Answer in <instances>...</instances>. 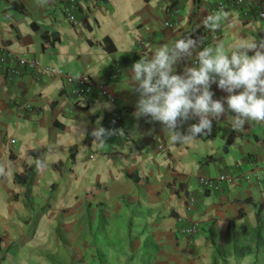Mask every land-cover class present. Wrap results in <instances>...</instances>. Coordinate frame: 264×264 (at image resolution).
Masks as SVG:
<instances>
[{
  "label": "crops",
  "instance_id": "0c3cea01",
  "mask_svg": "<svg viewBox=\"0 0 264 264\" xmlns=\"http://www.w3.org/2000/svg\"><path fill=\"white\" fill-rule=\"evenodd\" d=\"M209 5L210 0H82L72 25L60 0H0V45L19 58L102 84L126 133L97 147L91 133L106 129L113 109L97 91L73 100L57 77L26 71L14 76L13 62L0 66V164L12 165L11 174L0 176V264H264V186L242 182L210 194L198 186L199 177L223 168L246 172L264 166V124L249 121L234 132L222 116L213 121L209 138L173 144L159 122L134 115L138 95L131 67L159 46L171 47L189 33L200 38L201 49L264 39V21L243 15L244 5L226 10L235 29L200 26ZM167 20L172 27L164 25ZM122 55L134 59L122 61ZM195 58L177 64V74ZM116 68L118 76L110 81ZM210 90L213 99L228 95L215 84ZM22 104L30 110L19 109ZM196 122L178 130L186 134ZM34 158L46 167L38 171ZM188 196L195 199L190 210ZM177 217L199 224L190 241L177 233ZM229 221L233 226L225 229Z\"/></svg>",
  "mask_w": 264,
  "mask_h": 264
},
{
  "label": "clouds",
  "instance_id": "9594fccd",
  "mask_svg": "<svg viewBox=\"0 0 264 264\" xmlns=\"http://www.w3.org/2000/svg\"><path fill=\"white\" fill-rule=\"evenodd\" d=\"M44 3L47 0H41V4ZM223 24L232 29L237 27L230 13L221 7L207 16L200 26L216 31ZM193 56L197 64L177 74V64ZM17 71L19 74L24 70ZM131 73L133 91L138 95L135 117L159 122L167 129L173 144L210 135L213 121L219 122L222 116H227L229 128L234 132L243 131L249 121L264 124V39L239 38L228 45L219 42L201 49L200 38H193L189 33L174 41L171 47L163 44L151 56L138 59ZM212 84L228 93L227 97L213 99ZM27 106L18 108L30 110V105ZM229 111L233 115H227ZM193 119L197 122L190 124L186 134H182L178 129ZM124 132L123 129L97 127L91 135L93 143L103 148L108 137L124 135ZM34 162L38 171L46 167L42 159L34 158ZM11 172V163L0 164V176L6 177Z\"/></svg>",
  "mask_w": 264,
  "mask_h": 264
},
{
  "label": "built area",
  "instance_id": "2783aa9c",
  "mask_svg": "<svg viewBox=\"0 0 264 264\" xmlns=\"http://www.w3.org/2000/svg\"><path fill=\"white\" fill-rule=\"evenodd\" d=\"M62 2V14L64 19L75 25L77 23L75 15L77 11L80 9V4L82 0H60ZM244 5V6H243ZM243 6V15L247 16H255L256 19L264 21V0H262V5L259 3L254 5H249L245 3L244 0H210V5L208 7L209 15L213 14L221 7L226 11L231 8ZM251 13V14H250ZM165 26L172 27L173 22L166 21ZM13 62L15 66L21 68L26 72H32L36 76L46 75V76H53L57 77L62 80L65 85L66 94L72 98L73 100H81L89 96L92 91H97L100 96L106 99V101L113 106L109 114V119L106 124V129H123V123L121 119V114L119 110L115 107V100L114 97L107 93L105 87L102 84H94L89 79L85 77H73L61 69L48 66V65H41L40 62L36 59H23L17 57L12 52L8 51L4 45H0V66L4 65L5 63ZM197 61L196 58L192 61V65H196ZM13 75H17L18 71L17 68H11L10 71ZM119 73V68H116L114 72L109 74V80L113 81L117 78ZM20 108H28L27 105H21ZM214 133V128L212 127V132L210 135L203 136L205 138H209ZM112 139H123L125 138L124 135H113L110 136ZM158 151L160 152L161 156L165 157L164 148L161 144L157 145ZM239 166H236L234 169L231 168H223L221 169L215 176L213 177H199L198 178V186L201 191L204 193H220L223 187H227L231 184H238V183H249L254 181L256 183L261 184L264 186V166L261 168L251 169L250 171L241 172L238 169ZM195 199L192 196H188L185 198V207L187 210L192 208ZM176 221L179 223L178 227L176 228L177 233L179 236L186 240L190 241L193 239L199 229V224L197 222H188L184 223L181 217H177Z\"/></svg>",
  "mask_w": 264,
  "mask_h": 264
},
{
  "label": "trees",
  "instance_id": "16d2710c",
  "mask_svg": "<svg viewBox=\"0 0 264 264\" xmlns=\"http://www.w3.org/2000/svg\"><path fill=\"white\" fill-rule=\"evenodd\" d=\"M15 6V8H17V6L14 4V3H11V6ZM261 40V39H260ZM134 59V57H130L129 55H122L121 56V60L122 61H132ZM227 144H229V140H227V142H226V144L224 145V147H223V152L224 151H226V146H227ZM214 158H212V157H210V158H207L205 161H204V163H206V162H208V161H210V160H213ZM133 180H136V178H132ZM94 191H92L91 190V192L90 193H93ZM233 226V222L232 221H229V222H227L226 224H225V229L227 228V229H230L231 227ZM224 229V228H223ZM223 231L224 230H222L221 231V235H220V237H219V241H218V246L219 247H222V245H223V237H222V235H224V233H223ZM256 234H258V232H256ZM253 237H254V240L257 242V241H259V236L258 235H253ZM249 240V239H248ZM261 241V240H260ZM211 264H214V263H211Z\"/></svg>",
  "mask_w": 264,
  "mask_h": 264
}]
</instances>
